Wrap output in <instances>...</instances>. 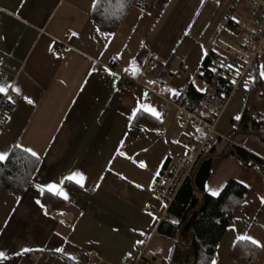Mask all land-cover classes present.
<instances>
[{"label": "crops", "instance_id": "obj_1", "mask_svg": "<svg viewBox=\"0 0 264 264\" xmlns=\"http://www.w3.org/2000/svg\"><path fill=\"white\" fill-rule=\"evenodd\" d=\"M95 2L0 0V94L16 98L1 125L0 159L14 145L38 158L21 194L0 190V264H119L135 258L139 242L146 254L138 264H169L173 242L156 232L167 208L157 192L171 166L193 154L184 140L199 144L203 134L179 123L177 108L164 106L159 94L183 98L189 83L212 93L214 83L198 76L200 64L209 51L234 47L249 8L239 0L228 21L232 0H133L106 31L90 17ZM68 29L79 35L65 50L59 40ZM153 52L172 80L146 69ZM254 67L262 84L251 86L250 67L215 125L205 191L216 195L228 180L247 190L212 264H234L238 240L255 244L254 264H264V60ZM126 70L131 76L118 89ZM231 146L260 162L245 164ZM45 193L61 205L48 211Z\"/></svg>", "mask_w": 264, "mask_h": 264}, {"label": "trees", "instance_id": "obj_2", "mask_svg": "<svg viewBox=\"0 0 264 264\" xmlns=\"http://www.w3.org/2000/svg\"><path fill=\"white\" fill-rule=\"evenodd\" d=\"M132 1L96 0L90 17L98 27L111 31L121 21ZM228 21H231V18ZM214 54L213 51L207 53L200 64L198 76L206 83L213 82L215 89L212 93L200 92L192 83L187 84L182 91V99L188 106L200 105L202 96H206L210 102L220 100L223 80L215 77L211 71ZM258 61L259 59H256L251 66L252 69L250 68L254 76L251 84L253 87L262 84L254 71V66ZM1 96L0 94V101ZM244 117L243 112L240 120H244ZM211 151L212 149L210 153ZM229 152L252 167L260 162L256 156L239 146L229 147ZM210 153L203 157L183 180L167 208L165 218L157 226L156 232L173 242L168 257L169 264H191L193 257L185 251L189 245L195 249L194 264H212L217 244L246 193V186L235 180H228L216 195L205 191V182L210 174ZM37 164L36 156L14 145L8 155L0 159V190L6 188L16 194H21L30 183ZM193 171L194 176L191 181ZM42 201L48 211L59 207L62 203V199L58 196L46 193L43 194ZM201 202L202 207L199 209ZM186 218V225L181 232L179 242L178 230ZM258 252L259 248L255 244L247 240H238L231 248L230 257L234 264H254Z\"/></svg>", "mask_w": 264, "mask_h": 264}, {"label": "built area", "instance_id": "obj_3", "mask_svg": "<svg viewBox=\"0 0 264 264\" xmlns=\"http://www.w3.org/2000/svg\"><path fill=\"white\" fill-rule=\"evenodd\" d=\"M221 1V0H217ZM249 8V21H238L235 27V32L232 36L234 47L225 50L222 54H214V60L211 64V71L215 77L223 80L221 87V97L217 104H211L206 96L200 98V105L188 106L183 102V99L177 96H166L159 94L163 100L164 106H174L178 110L177 121L186 123L202 131L203 137L199 144H195L189 138L184 140V143L193 150V154L185 156L177 160L164 176L157 195L160 199L166 202L168 208L173 200L176 191L183 180L191 173L198 165L199 161L210 153V150L216 145L215 125L220 117L225 105L227 104L233 91L239 85L241 79L249 68L253 65L256 59L264 60V1L263 0H244ZM239 0H232L231 7L227 11V17H231L233 8ZM79 32L74 29H68L64 39L59 40L60 45L65 50L70 49L68 38L70 36H78ZM56 54L59 51L56 50ZM146 69L153 71L161 69V75L164 81H170L174 77V73L166 68L164 61L155 52L151 53ZM131 76V71L123 72L116 81V88L122 89L125 87L126 80ZM15 96L7 92L2 94L0 101V131L3 120L15 101ZM261 198L264 200V189L261 192ZM146 208H150V204H146ZM167 208L161 219H164L167 214ZM55 217L66 218V215L52 211ZM137 255L129 260L124 259L119 264H138L144 261L146 244L139 242L137 245ZM37 258H42V254H38ZM81 264H87L82 262ZM93 264H111L102 259H97Z\"/></svg>", "mask_w": 264, "mask_h": 264}, {"label": "water", "instance_id": "obj_4", "mask_svg": "<svg viewBox=\"0 0 264 264\" xmlns=\"http://www.w3.org/2000/svg\"><path fill=\"white\" fill-rule=\"evenodd\" d=\"M231 139H232V137L230 138V140H231ZM193 176H194V171H193V173L191 174V177H190L191 181L193 180ZM201 207H202V202H201L200 205H199V209H200ZM186 221H187V218L184 220V222L182 223L180 229L178 230L177 239H178L179 242H180L181 232H182V230L184 229V227H185V225H186ZM185 251H186L187 253H189V254L192 255V257H193V261H192L191 264H194L195 261H196V254H195V249H194V247H193L192 245H189L187 248H185Z\"/></svg>", "mask_w": 264, "mask_h": 264}]
</instances>
